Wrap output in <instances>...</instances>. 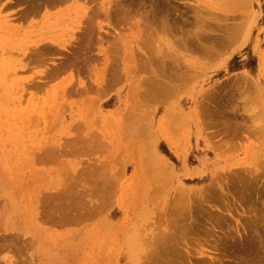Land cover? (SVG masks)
<instances>
[{
  "label": "rangeland",
  "instance_id": "1",
  "mask_svg": "<svg viewBox=\"0 0 264 264\" xmlns=\"http://www.w3.org/2000/svg\"><path fill=\"white\" fill-rule=\"evenodd\" d=\"M140 1L137 3L141 7L131 3L133 0L123 5H129L126 9L136 6V11L140 8L139 15L143 9L147 13L151 0H144L148 7ZM192 1L203 12L207 10L203 18L210 16L207 20L213 22L209 31L208 26L201 30L211 34H203L210 41L214 38L212 44H207L211 54L201 52L198 43H187L184 48L186 44L179 40V34V41H174L183 47L179 44L178 49L172 36L160 30L158 41L166 42L169 49H178L174 52L172 48L170 56L177 55L172 58L179 60L178 69L187 73L178 78L181 81H174L172 88H176L165 95L166 101L163 96L153 103L148 98L152 103L148 106L147 98L134 97L140 93L139 83H135L149 76L148 71L137 70L144 63L145 48L139 49L142 44H136L140 36L137 26L134 28L138 15L135 11H129V16L135 13L130 17L134 21L124 24L111 19V28L105 27L119 33L108 39L116 46L113 49L111 45L113 51L120 47V51L109 52L110 61L106 62L107 58L104 60L98 52L100 47L94 46V35L100 33L97 28L90 52L82 45L79 49L75 39L71 42L83 36L78 34L79 26L85 25L78 24L79 17L85 20L89 8L101 7L103 0H92L91 4L88 0H78V4L72 1L62 9L44 8L30 16L26 14L28 4L0 0V264H147L158 235L166 233L165 226L171 225L168 221L173 216L168 211L174 198L186 191L182 189L192 195L214 186L236 196L242 184L249 182L262 195L264 0ZM178 2L175 6L182 16L190 19L194 11L186 3L191 1ZM224 2L223 10L219 6L223 7ZM79 6L83 11H74ZM82 14L87 15L84 18ZM221 15L226 21L220 20ZM62 16L70 22H64ZM192 17L190 23H194ZM216 23L222 28L228 26L232 33L234 29L236 36L230 34L235 41H227L224 47L223 30ZM189 26L184 27L185 33L193 29ZM67 40L69 45L74 43L67 47L70 50L57 49L56 45ZM207 40L202 41L203 45ZM45 46L51 52L55 47L53 53L58 54L47 52ZM73 47L79 51L73 52ZM126 48L135 55L125 56ZM168 48L165 50L169 53ZM76 52L80 55L78 64L83 63L78 66L80 70L73 65L72 69L68 67L72 73L68 68L64 70L62 59ZM88 52L94 55L92 60ZM139 52L143 54L142 59L139 57L142 62L135 58ZM40 54H44L45 61L37 60ZM88 59L94 63L90 65ZM135 59L139 60L138 66ZM112 64L114 69L109 73ZM60 67L67 72L61 75ZM52 68L60 72L58 76ZM105 71L117 73L115 84L107 83L111 80L106 78L114 74L106 76ZM48 72L54 78H48ZM106 84L111 86L109 90ZM236 207L241 214L244 206L239 203ZM184 213L178 211V216L173 210V215L179 217L177 223L180 219L188 221V213ZM234 218L243 223L239 216ZM168 229L172 230L170 226Z\"/></svg>",
  "mask_w": 264,
  "mask_h": 264
},
{
  "label": "bare ground",
  "instance_id": "2",
  "mask_svg": "<svg viewBox=\"0 0 264 264\" xmlns=\"http://www.w3.org/2000/svg\"><path fill=\"white\" fill-rule=\"evenodd\" d=\"M72 1L75 2V4H78L77 3L78 0H19V2H21V4L24 5L26 3L29 5L27 7L29 9L26 12V14L27 15L29 14V16L31 15V13L33 15V13L36 14V12H38V11L41 12V10L44 8L47 9V8L58 7V6H60V8H61L62 5L64 6L66 3H68V5H69V2H72ZM81 1L83 2V0H81ZM91 1L92 0H90V1L88 0V2H90V4L92 3ZM126 1H124V0H103V4L101 7H93L92 8V6H91V8H89L90 12L89 13L87 12V14H88L87 17H86L87 14H85L84 16L82 14V16L84 18L86 17L85 20H83L81 16L79 17V19L81 18V20L83 22H81V20H80L79 21L80 23L78 22V24L81 25L84 23L85 25L83 28L79 26L80 29H79L78 34L80 33L79 36L81 34H83V36L81 35L82 37L80 36V39H77V40H76L77 36L75 38L71 37V38H73L71 42H73V40L75 39V41H77L75 43L79 49L81 48L80 45H82L83 46L82 49L86 48V50L89 51V49L90 50L93 49V48L92 49L90 48L92 46V42L96 41V45H94V46L98 45V47H100L98 52H100L102 54V56L104 55L103 56V57H105L104 60L107 58L105 60L106 62H109L110 61L109 60V52H111L110 54H112L115 51H117L118 49H119L118 51H120V47L118 48V46H117L118 49L113 51V49H115L116 46L111 44L113 47L115 46L113 48L110 45L109 41L112 38L118 37L119 33H117L114 30L111 31L110 29L109 30L111 32H109L108 30H106L105 27L111 26L110 25L111 19L118 20V22L120 21L119 23H121V21H122L124 24H127L126 22H130L133 19L130 17H133L135 15V13H134V15L132 16L133 12H131L134 7H130V9H132V10H130V9L125 8V6H129L128 4L125 6L123 5L129 1L131 2L132 0H128L127 2ZM179 1L181 3L183 1V3L185 4V2H188L189 0H186L185 2H184V0H182V1L179 0ZM190 1H191L190 3H186V4H188L189 7L192 9V11H194L191 15V17L194 16V18L192 17L194 19V23H190L191 17L189 19L186 16L187 17V19H186V18H184L185 16H182L183 13L181 14L180 9L177 6H175L176 0H151L150 5H149V3H147L148 6L150 7V10L146 11L147 13H145V10L143 9L144 13L142 11H140V13L142 15L138 14L140 8H139V10L137 9L138 13L136 10H133L139 15V16L137 15V17H135L136 20H135V18L133 19V21L135 20L134 21V24H135L134 28L137 26L136 29L139 30L138 35L140 36V39L139 38H138V40L136 39L137 40L136 44L137 43L139 45L142 44V46L139 47V49L140 48L147 49L146 51H145V49L142 50V53L144 52L143 53L144 55L142 54L143 56L141 55L140 52H139L140 56H135V58L138 57L137 59H139L141 62L143 60V62H144V63H142L143 67H142V64L141 65L139 64V60L135 59L134 60L135 62L134 61L133 62H134V64H136V62L138 61L137 66H138V64H139V66H141V67L138 66L137 70L141 71V69H144V70L149 72V73L146 72L149 76H147L146 78L143 76L145 78V79L142 78V79H144L143 81H141L142 79H140V82L142 83V85H141L142 87H139V85H140L139 81L136 82L137 84L135 83V85H138V83H139V85L137 86L138 87L137 91L140 93L139 94L137 93L138 96L134 95V97L139 98V96H140V98H142V99L147 98V101L149 99H151L150 101L153 103L154 99L157 100L158 98H160L162 96L164 98L166 94L171 92V90L174 91V89L176 88V87L174 89L172 88V87H174V81H176V80L181 81L178 78H181V76H183L184 74L186 76L187 71H186V73L183 72L185 70L184 69L181 70V67H180V69H178V67L180 65H176V64H178L177 61L179 62V60L177 59V61H176L177 57L176 58H174V57L177 55L173 54L174 55L173 58H172L173 55L170 56L172 53H174L178 49H181L180 46L183 47V44L181 45V43H177L180 39L182 40V42H184V44H186L184 46V48H186V49H187V43H189V44L198 43L200 51L201 52L203 51L206 54L211 49V47L208 46L207 44L214 42L213 41L214 38L210 41L209 40L210 37L205 36V35H207V36L211 35V34L208 35V31L210 29V26L213 23V22L212 23L210 22L211 24L209 23V21H210L209 19L211 17L208 15L209 17H207V18H209V19L208 20H207V18L204 19L203 17H206L205 13H208L207 10H205L204 11L205 13H204L202 11L203 8L201 7L202 10H200L201 8L198 7V6H200L199 4L193 3L194 1H192V0H190ZM244 1H241V2H244ZM247 1L251 2V0H247ZM134 2L137 3V0L136 1L133 0V2H131V3L134 4ZM140 2L141 3L143 2V4H142L143 6L144 5L147 6V4H145L146 1L144 2V0H143ZM180 2H178L177 5H179ZM226 2L229 3V1H226ZM226 2L223 3V7L219 6L220 9L226 8V5H225ZM131 3H129V4H131ZM138 3H137V5H139ZM26 4H25V6H26ZM133 4H131L130 6H133ZM248 5L250 6L251 4L249 3ZM9 6H7V7H9ZM63 6H62V8H64ZM139 6L141 7V5H139ZM184 6H187V5H184ZM231 6L233 7V4L230 6L228 4V7L232 8ZM147 7H146V9H147ZM181 7H182V5H181ZM219 7H216V8H219ZM127 8H129V7H127ZM136 8L137 7L135 6L134 9H136ZM190 8H188V9H190ZM233 8H235V5ZM71 9H72V7H71ZM71 9H69V12L71 11ZM73 9H74V11L75 10L79 11V9L81 11H83L82 7H80V6L73 8ZM73 9H72V11H73ZM84 9H87V8H84ZM89 9H87V10H89ZM44 10H42V11H44ZM185 10L187 11V9H185ZM24 11H25V7H24ZM129 11H130V13H132L131 16H129V14H130ZM195 11L198 13V14H196L197 17L195 16V13H196ZM89 14H90V16H89ZM100 14H102L103 16ZM65 15H66V13H65ZM184 15H186L185 11H184ZM66 16H68V14ZM99 16H101L103 18V20H100L101 23L104 20H106V23H102V25H101L100 21L97 20ZM218 17H219V15L216 16V18H218ZM63 18L65 19V16ZM220 18H221L220 20H222L223 22L226 21V20H224L225 19L224 16H222ZM222 18H224V19H222ZM227 18L234 20L231 17H227ZM234 18L236 20L237 17H234ZM96 20H97V22H96ZM205 20L208 22H206ZM64 22L67 23V22H70V20L67 19V17H66ZM131 23H133V22H131ZM131 23L129 24L130 26L134 25ZM189 24H190L189 27L193 28V29H190L188 27L190 30L188 29L189 32L185 33L186 30L184 29V27L185 26L187 27V25H189ZM204 24H205V26H204ZM216 24L220 25L219 23H216ZM216 24L214 25V27L216 26ZM206 26L209 27L207 29L208 31L206 29H205L206 31H201V30H204V28ZM234 26H235V30H236L237 25H234ZM234 26H233V28H234ZM219 27L222 28L221 25ZM96 28L100 33L98 36L94 35L95 37H97V39L94 37V41H92L93 34H96V32H97ZM211 28H213V27H211ZM143 29L145 31L146 30H148V31L145 32ZM80 30H83L82 33L80 32ZM222 30H223V34H222V36L220 35L222 38V41H221V38L219 36H218V38H220V39H218V41L223 42V44H224L223 46L225 47L226 45L230 44L233 41L231 34L234 36H236V35L234 32V29H233V33H234L233 34L232 31L229 30L228 26L223 25ZM159 31L162 34H165V33H166L165 35L168 34L169 36L168 35L167 36L169 38H171L170 36H172L173 41L174 40L177 41V38L179 37L177 35L179 34L180 35L179 40L177 42L174 41V44H175V46L177 45L178 49L173 48L172 45H170L172 47H171V49H169L170 47L168 48L169 45H167L166 42L164 43V44H166V48H165L163 46L164 44H161L159 42L161 40V38H157V36L160 35V34H158ZM204 32H207V33H204ZM230 32H231V34H230ZM140 34H142V36ZM203 34H205V35L203 36ZM152 36H154L157 40H155V38H153ZM105 37H109V38L105 39ZM151 37L155 41H157L156 44H159L160 47L163 46L166 50L168 48V50H171V51L173 49H175V50H173L174 52L170 51L168 53L165 49H163V47H161L162 51H161V49L159 50L158 48H160V47H158V45L155 44L154 40ZM159 37H161V36H159ZM168 37H167V39H169ZM212 37H213V35H212ZM71 38H69V40ZM165 38H166V36H165ZM234 38L236 39V37H234ZM108 39H109V41H108ZM215 39L217 40V37ZM235 39H234V41H235ZM69 40L64 41V43H60V44L56 45V46H58L57 49L66 50V51L70 50V49L67 50V47L73 46L72 44H74V43L69 45ZM151 40H153L154 46H153ZM171 40L172 39H169L170 42H173ZM203 40H207L205 45H203V43H202ZM230 40H231V42H230ZM227 41H229L228 44H227ZM45 42L50 43V44H54L48 40L47 41L44 40V43ZM106 43H108V45L110 47ZM104 44H106V46H104ZM179 44H180V46H179ZM155 45H156L157 49L154 48ZM206 45H207V47H206ZM219 45L221 46L220 43H219ZM46 46L50 47L51 45L48 46L46 44ZM45 47H43V49ZM47 47L45 49L47 50V52L50 53L51 48H47ZM78 48H77V50H78ZM184 48H182V49H184ZM208 48H210V49H208ZM123 49H125V47ZM135 49H136V47H135ZM191 49H192V47H191ZM194 49H198V48L195 47ZM52 50H54L56 52L55 47H52ZM74 50H76V49L73 47L72 51L75 52ZM126 51H129V50H127V48H126ZM126 51L124 52V54L129 53L130 56H132L135 52V51L132 52L133 50L129 51V52H126ZM191 51H193V49ZM196 51H198V50H196ZM200 51H199V53H201ZM53 52H51V53H53ZM58 52H59V50H58ZM64 52H63V54H64ZM84 52L85 51H83L82 53H84ZM89 52H88L89 55H91L92 53L94 54L93 51H92V53H89ZM163 52H165V53H163ZM117 53L118 52H116V54ZM53 54L56 55L58 53H56V54L53 53ZM60 54H61V52H60ZM73 54L72 55L69 54L72 56L71 58L69 55H67L69 57L66 56V58H69L68 62H67L66 58H64L65 60L62 59L63 62H61V65H63L62 63H64V65H65V66L63 65L64 70H65V68L67 69L68 67H70L72 65H73V68H76L74 66L81 67L83 65V63H82V65L78 64V62L80 61V55L78 56L77 52H76V54L75 53H73ZM86 54L85 55L83 54V56H86ZM127 54L125 56H127ZM210 54H207V55H210ZM43 55L44 54H40L38 56L37 60L45 61L46 58ZM89 55H87V57ZM113 56L114 55H112L110 57H113ZM141 56L143 57V59ZM92 57H94V55L93 56L91 55V58L89 57V59L92 60L93 59ZM133 57H132V59H133ZM139 57H141L142 60ZM170 57L172 58V60L170 59ZM113 58H115V57H113ZM89 59H88V62H89ZM110 59H111V61L114 60L112 58H110ZM127 59H131V58L127 57ZM64 61L67 63H65ZM90 62H89V64H90ZM114 62H116V61H114ZM91 63H94V60ZM112 63H113V61H112ZM90 65H92V64H90ZM107 65H110V63H107ZM105 66H106V64H105ZM79 67L77 69L80 70ZM135 67L136 66H134L133 68H135ZM54 68H56V67H54ZM54 68H52V69H54ZM57 68H58V65H57ZM60 68L63 70V67H60ZM70 68L72 69V67H70ZM106 68H107V66H106ZM112 69H114L113 64L111 66V70H110L111 72L108 70L109 73H112V71H113ZM189 69H188V71L191 70V69L190 70ZM54 70H53L54 75L56 77V76H58V74L60 72H61L60 74L62 75V72L64 74L67 71H69L70 69L68 68V70L66 72H64V70L63 71L59 70L60 72L58 74L56 73L57 69H54ZM75 70H73V72ZM79 70H77V71L80 72ZM144 70H142V71H144ZM178 70H179V73H177ZM71 71L72 70H70V72ZM181 71H182V74L180 73ZM50 72H51V70H50ZM50 72H48L49 75L48 74L47 75H48V78L52 79V78H54V76L52 75V77H49L51 74H53V73L50 74ZM57 72H58V70H57ZM105 72H106V76H107L109 73H107V71H105ZM113 74H111V75H113L112 78H110V79L106 78L107 81L108 80L109 81L111 80V81L110 82L105 81V82L111 83V85H112V83L115 80L119 79V76L117 75V73L115 74L113 72ZM178 74H179V76H177ZM77 76H78V74H77ZM185 76H183V77H185ZM115 82H117V81H115ZM115 82H114V84H115ZM143 85H144V87H143ZM106 86H107V84H106ZM108 87L110 88L111 86L110 85L107 86L106 89ZM109 88H108V90H109ZM139 88H141L140 91H139ZM134 89H136V87ZM104 90H105V86H104ZM108 90H106V91H108ZM137 91L135 90V94ZM166 96H169V95H166ZM166 98H164V100ZM162 99H160V100L162 101ZM150 101H148L149 102L148 106L152 104V103H150ZM161 101H160V103H161ZM157 102H159V99ZM162 102H164V101H162ZM154 103H156V102H154ZM103 105H105V103ZM263 126H264V117H263ZM154 139H155V137H154ZM158 163H159V161H158ZM165 168H166V166H165ZM167 168H169V167H167ZM182 190H186V191H182V193H180L178 195L175 194L177 196H176V198H174L175 196L173 197L174 198L173 204L170 205L172 207H170L171 209L169 208L168 213L170 215L172 214L171 216L169 215L171 218H172V216L174 218V216H176V215L175 214L173 215V210H176L177 215H178V211H179V214H182V211H185L186 213H184V215L186 216L188 213V216H186V217H187V219L188 218L189 219H188V221L186 220V223H185V220L183 221V219H182L183 224H181L182 221L180 219L181 222L179 221V223L181 225L179 223H177V219L179 218L178 217L179 215L175 217L176 220H174L172 218L168 221L171 224L169 226H170V228H172V230L168 229L169 226L166 225L165 227L166 228L168 227L167 232L166 233L160 232L161 236L158 235V239L154 245L155 246L154 250L150 253L147 264H264V191H263L262 195L259 194L254 189H252L249 182H244L242 184V187L240 188V191H237L236 196H232V194L229 191L224 192V190L222 191V189L218 190L214 186H211V187H208L206 189L201 190V193H200V191L199 192L196 191L192 195L188 194V189H182ZM180 191L181 190L179 189V191H177V193ZM1 192H2V190H1ZM171 203H172V201H171ZM239 203L244 206V209L241 207V214H239L237 212V207H236ZM220 204L224 205V206L220 207ZM234 216H236V217L239 216L240 220L244 219L243 223H239V221L234 220L235 219ZM231 221H233L234 224H232ZM11 240H13V239H11ZM135 251H136V249H135ZM134 258L135 257H133V259Z\"/></svg>",
  "mask_w": 264,
  "mask_h": 264
}]
</instances>
